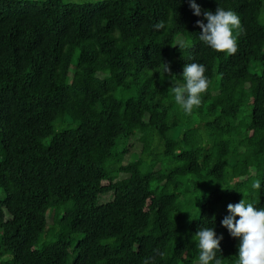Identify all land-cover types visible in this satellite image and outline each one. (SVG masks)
<instances>
[{"label":"trees","instance_id":"obj_1","mask_svg":"<svg viewBox=\"0 0 264 264\" xmlns=\"http://www.w3.org/2000/svg\"><path fill=\"white\" fill-rule=\"evenodd\" d=\"M0 189V264H264V0H0Z\"/></svg>","mask_w":264,"mask_h":264},{"label":"rangeland","instance_id":"obj_2","mask_svg":"<svg viewBox=\"0 0 264 264\" xmlns=\"http://www.w3.org/2000/svg\"><path fill=\"white\" fill-rule=\"evenodd\" d=\"M63 1H71V2H87V1H90V2H95V1H98V0H63ZM139 148H140V144L137 143L135 145L134 149H139ZM2 195H3V192L0 189V197H2ZM108 197H109V194H101V195L98 196V200L97 201H98V203L106 201ZM196 264H198V262H196Z\"/></svg>","mask_w":264,"mask_h":264}]
</instances>
